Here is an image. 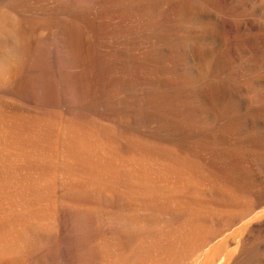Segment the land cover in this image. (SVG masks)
Instances as JSON below:
<instances>
[{"label":"bare ground","instance_id":"bare-ground-1","mask_svg":"<svg viewBox=\"0 0 264 264\" xmlns=\"http://www.w3.org/2000/svg\"><path fill=\"white\" fill-rule=\"evenodd\" d=\"M7 101L197 173L164 264H264V0H0Z\"/></svg>","mask_w":264,"mask_h":264},{"label":"rangeland","instance_id":"rangeland-1","mask_svg":"<svg viewBox=\"0 0 264 264\" xmlns=\"http://www.w3.org/2000/svg\"><path fill=\"white\" fill-rule=\"evenodd\" d=\"M11 101L0 104V264H119L121 253L164 264V243L183 235L179 211L200 187L197 173L52 108ZM245 224L211 234L233 239Z\"/></svg>","mask_w":264,"mask_h":264}]
</instances>
